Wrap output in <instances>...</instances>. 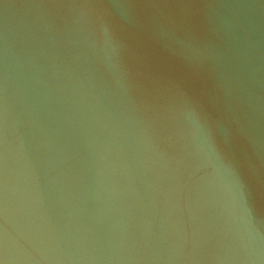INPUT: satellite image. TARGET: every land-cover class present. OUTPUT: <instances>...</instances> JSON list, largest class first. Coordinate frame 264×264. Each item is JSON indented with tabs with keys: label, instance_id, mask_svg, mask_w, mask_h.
Here are the masks:
<instances>
[{
	"label": "water",
	"instance_id": "water-1",
	"mask_svg": "<svg viewBox=\"0 0 264 264\" xmlns=\"http://www.w3.org/2000/svg\"><path fill=\"white\" fill-rule=\"evenodd\" d=\"M0 264H264V0H0Z\"/></svg>",
	"mask_w": 264,
	"mask_h": 264
}]
</instances>
